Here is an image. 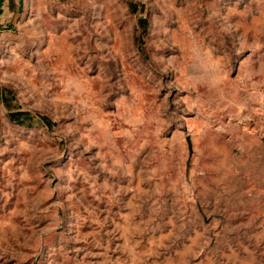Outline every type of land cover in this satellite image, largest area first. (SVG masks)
Returning a JSON list of instances; mask_svg holds the SVG:
<instances>
[{
    "label": "rangeland",
    "instance_id": "obj_1",
    "mask_svg": "<svg viewBox=\"0 0 264 264\" xmlns=\"http://www.w3.org/2000/svg\"><path fill=\"white\" fill-rule=\"evenodd\" d=\"M0 28V264H264V0H26Z\"/></svg>",
    "mask_w": 264,
    "mask_h": 264
},
{
    "label": "crops",
    "instance_id": "obj_2",
    "mask_svg": "<svg viewBox=\"0 0 264 264\" xmlns=\"http://www.w3.org/2000/svg\"><path fill=\"white\" fill-rule=\"evenodd\" d=\"M14 9L10 10L8 7V0H0V28L1 26L15 25L22 21L23 10H25L26 0H15Z\"/></svg>",
    "mask_w": 264,
    "mask_h": 264
},
{
    "label": "water",
    "instance_id": "obj_3",
    "mask_svg": "<svg viewBox=\"0 0 264 264\" xmlns=\"http://www.w3.org/2000/svg\"><path fill=\"white\" fill-rule=\"evenodd\" d=\"M14 2H15V0H8V7L10 10L14 9V7H15Z\"/></svg>",
    "mask_w": 264,
    "mask_h": 264
}]
</instances>
